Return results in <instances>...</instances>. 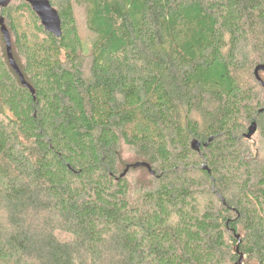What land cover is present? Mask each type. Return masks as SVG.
<instances>
[{
	"label": "trees",
	"instance_id": "trees-1",
	"mask_svg": "<svg viewBox=\"0 0 264 264\" xmlns=\"http://www.w3.org/2000/svg\"><path fill=\"white\" fill-rule=\"evenodd\" d=\"M49 1L0 8V264H264V0Z\"/></svg>",
	"mask_w": 264,
	"mask_h": 264
},
{
	"label": "water",
	"instance_id": "water-1",
	"mask_svg": "<svg viewBox=\"0 0 264 264\" xmlns=\"http://www.w3.org/2000/svg\"><path fill=\"white\" fill-rule=\"evenodd\" d=\"M32 8V10L36 13V15L39 17L42 26L44 27L45 31L48 33L54 35L55 37L60 38L62 36V23L60 16L57 12L56 9H54L50 3L49 0H25ZM12 2V0H0V8H6L8 5ZM0 28L1 32L4 36L5 43H6V48H7V54L9 58L10 65L14 69V71L18 74L22 84L28 88L32 94H34L33 88L28 85L24 79V76L22 75L19 67L17 66L13 53H12V44H11V36L10 33L5 25V21L3 18H0ZM260 72L264 73V65H260L256 67L254 74L257 79V81L262 85L264 88V81L260 77ZM264 109H262L260 112H263ZM257 131V124L256 122H253L251 126L248 128V132L244 135V137L248 140H250L256 133ZM212 142V138L209 140V143ZM200 143L195 142L192 145L193 149H199L200 148ZM208 144H204V147H207ZM133 168H147L149 172L152 175H155V172L152 171L151 166L147 163H136L132 165ZM131 166H128L124 173L121 175V177H124ZM204 170H207L206 167L203 168ZM238 238V237H237ZM238 249V248H237ZM238 264H243V256L240 257Z\"/></svg>",
	"mask_w": 264,
	"mask_h": 264
},
{
	"label": "rangeland",
	"instance_id": "rangeland-1",
	"mask_svg": "<svg viewBox=\"0 0 264 264\" xmlns=\"http://www.w3.org/2000/svg\"><path fill=\"white\" fill-rule=\"evenodd\" d=\"M76 18H77L78 28L80 32V37L82 40V53L85 55H89L92 49V43L94 40V36L91 33V31L88 29L85 10L82 8H77ZM259 138L260 137L257 136L252 143L257 142V141L259 142L260 141ZM125 157L127 158L128 161L133 160V156L131 155V153H125ZM145 178L146 177L144 174L136 173V174L131 175L130 181L132 182L134 179L135 181L141 182Z\"/></svg>",
	"mask_w": 264,
	"mask_h": 264
}]
</instances>
